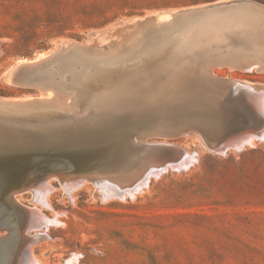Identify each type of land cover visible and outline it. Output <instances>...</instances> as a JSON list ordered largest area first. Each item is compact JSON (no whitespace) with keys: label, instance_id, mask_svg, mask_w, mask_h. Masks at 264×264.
Masks as SVG:
<instances>
[{"label":"rangeland","instance_id":"374dc122","mask_svg":"<svg viewBox=\"0 0 264 264\" xmlns=\"http://www.w3.org/2000/svg\"><path fill=\"white\" fill-rule=\"evenodd\" d=\"M217 1L0 0V97L29 100L31 96H47L51 89L54 90L50 82L67 84L71 81L70 72L83 67L93 69L99 59H115L114 56L122 53L126 55L125 61L144 59L145 51L158 48L169 35L177 38L178 34H186L181 27L198 19L187 17L173 23L170 16L163 13ZM256 1L264 3V0ZM150 17L157 23L147 25L146 19ZM137 21L140 24L143 21V25ZM124 29L130 33H125ZM143 30V36L138 37ZM129 34L133 35L129 37ZM260 44L262 54L259 56L264 59V39ZM74 45L81 47L59 53L61 57L51 63L35 66ZM40 58L43 60L34 62ZM240 59L235 61V67L232 63L229 64L231 67L228 64L215 66L213 72L252 86H264V70L256 69V66H253L255 69L242 68L253 58L243 56ZM24 62L32 63L31 67L22 68ZM39 80H45L49 87L41 88L42 84L35 83ZM260 93L256 95L260 96ZM57 94L64 93L58 90ZM230 94L233 97H230L229 107L223 104L225 111L219 110L218 118H212L210 129H215V123H218V130L203 134L198 130L171 136H146L147 142L185 148L196 154L187 156V165L182 161L185 166L182 163L176 167L175 164L174 167L168 163L157 164V173L154 171L147 176L149 180L145 178L144 185L141 183L139 188L128 190L129 194L127 191L117 196L110 193V183L129 184L125 178H120L122 184L117 180L119 176L109 178L110 182L102 185L91 179L80 181L76 188L62 174H53L44 179L41 197L37 194L39 190L33 191V184L25 186L27 190L21 189L19 193L18 187L12 185L13 181L0 184V209L3 211H0V217L9 220L0 219V239L3 241L0 264H28L22 259L27 245L21 243V239L22 242L26 239L18 241L22 236L26 238L27 232L28 237L31 234L33 240H38L31 246L36 261L31 264H65L66 260V264H264V103L261 102L264 92L261 99L255 98L257 101L254 96L249 97L251 104V99L243 93ZM252 103L260 110L256 111L259 117L250 106ZM227 115L229 119L224 118ZM219 129L225 130L222 133ZM246 137L248 141L241 140ZM198 139L203 149L198 147ZM210 140H221L219 150L214 149L211 142L206 143ZM49 147L62 150L55 144ZM56 158L47 161H53L55 166L63 165V161ZM150 165L153 163L147 162L142 173ZM37 176L35 171L30 175L32 179ZM32 218L42 223L31 221ZM71 253L75 254L67 259Z\"/></svg>","mask_w":264,"mask_h":264},{"label":"bare ground","instance_id":"6f19581e","mask_svg":"<svg viewBox=\"0 0 264 264\" xmlns=\"http://www.w3.org/2000/svg\"><path fill=\"white\" fill-rule=\"evenodd\" d=\"M231 2L232 0H219L215 3ZM207 5L188 7L181 9V12L178 10L163 14L170 16V20L176 23L180 19L193 18L191 15L194 9ZM259 6L264 7V5L260 4ZM198 19L200 20L181 27V31L186 32V34H178L177 38L169 35L168 40L161 46L145 51L144 59L125 61L126 55L124 53L114 56L115 59L113 57L99 59L100 62L97 60V64H94L93 69L83 67L78 71L70 72L71 81L67 84L50 82L53 83L54 90L51 89L47 96L38 95L34 98L31 96L30 98L32 99L29 100L0 97L1 186H3V183L13 181L12 185L16 188L18 187L17 191L19 193L21 189L22 191L27 190L24 189L25 186L33 184L35 186L33 191L39 190L37 193L39 195V193L43 192L44 179L53 177L51 176L53 174H62L63 178L72 187H76L80 181L83 183L89 179L102 185V183H107L109 178L114 177L117 179L119 176L117 180L121 182V179L125 178L124 180L128 181L129 184L110 183V193L117 196V194L126 191L129 194L130 191L128 192V190L139 188L144 179H147V176L158 169L157 164L168 163L169 165L172 164L171 166L175 164L174 166L176 167L181 163L184 164L183 162L187 156H195L196 153L193 154L185 148L164 147L155 142H147L146 136H171L182 132L193 131L196 133L198 130H202V134L209 133L218 127V123H215L216 128L210 129L212 118L214 119L218 116L219 110L225 111V108L229 107L230 97H233L230 94L231 92H235L236 95L243 93L248 98H253L254 96V100L255 98L261 99L264 96L261 95L264 92V86H252L251 83L243 80L218 76L213 72L215 66L229 65L231 63L234 66L235 61L237 59L242 60L240 58L243 56H251L253 59H250L252 61L250 63L246 62L247 65L245 66H243L244 63H241L242 61H238L241 65L243 64L242 68L250 69L256 66V69L264 70V59L259 56V53L262 54L261 39L258 37L261 32V29H258L259 23L251 21L246 13L236 12L233 9L223 13L205 15ZM146 20L144 19L143 21H146L147 25L156 22L151 17ZM140 21L137 22L140 24ZM142 22L140 26L143 25ZM126 25L128 26V24ZM123 27L126 29V26L123 25ZM125 29L124 32H128ZM144 30L138 37L141 38L143 36ZM131 35L129 34L128 36L130 37ZM72 44L70 43V45ZM70 45L67 47H70ZM67 47L63 50L60 48L59 50L61 51L57 50L59 51L57 55L54 57L49 56L50 58L44 59L45 61L41 59L42 57L37 59L34 62L39 60H43V62L39 61L40 63L35 66L51 63L56 58L61 57L58 55L59 53L69 52L81 46L74 45L69 50ZM238 56L240 57L237 58ZM247 60L249 59L247 58ZM31 62L34 63L33 61ZM31 64L26 62L22 68L31 67ZM20 65L21 63L18 66ZM35 66L33 65L32 67ZM229 66L231 67V65ZM35 83L42 84V86L39 85L41 88L44 85L49 87L45 80H39ZM249 85L252 87L250 88ZM36 87L38 86L36 85ZM56 90L64 94L58 95ZM258 93L262 97L258 96ZM235 94L234 96L236 97ZM252 98H249V100L251 99L250 104ZM254 100L253 102L255 103L257 100ZM258 101L260 100L258 99ZM261 102L264 103V101ZM223 104L227 106L222 108ZM233 106L235 107V104ZM250 106H253V103ZM232 109L234 110L235 108ZM256 109L255 114L257 113L256 111H260ZM220 112L219 114H221ZM238 113L241 114V112ZM232 115L237 116L239 114H230V116ZM256 115L258 116V114ZM230 116H225L224 118L229 119ZM222 120L225 119L222 118ZM218 121L220 122V120ZM238 125L240 126V124ZM224 130L222 129V131ZM253 130L255 131V129ZM200 132L199 134L201 135ZM256 133H259V131ZM203 139H205L204 135ZM241 140L244 142L248 141V137ZM198 141V147L203 149L202 142L199 139ZM208 142L210 143L211 140L206 141V143ZM220 142L221 140L211 142L214 149L217 150L219 148ZM254 142H256L255 139ZM51 144L61 147L62 150L56 147H49ZM47 145L48 147H45ZM225 151L227 152V150ZM53 157L61 159L63 165L60 163L61 166H55L52 164L53 161H51L52 163L47 161ZM147 162L153 163V165H150L142 173ZM185 162L187 165L188 161ZM55 163L57 164V161ZM34 171L38 176L32 179L30 175ZM14 174H16L15 178L12 177ZM46 182L49 181L46 180ZM121 183L123 184V182ZM98 192L96 193L100 194ZM36 198L38 200V197ZM1 209L0 211H2ZM20 214L23 216V213ZM1 217L6 218L4 216ZM7 221L9 222V220ZM31 221L42 223V221L34 218ZM8 222L7 224H9ZM12 222L14 223L15 221ZM28 233L25 235L26 238L24 236L19 238V233L18 241L21 238L26 239L24 242L21 239V243L27 245L26 251L22 252V259L31 264L30 262H36L31 253V246L35 240H38H33L34 237L32 239L31 234L28 237ZM34 234L33 236L37 235ZM15 238L17 237L15 236ZM35 238L41 239L37 236ZM7 239L9 240V238ZM2 243L3 241L0 239L1 247ZM22 248L25 249L24 247ZM10 250L13 249L10 248ZM73 254L75 253H71L67 259H71ZM72 261L74 262L76 259Z\"/></svg>","mask_w":264,"mask_h":264},{"label":"water","instance_id":"95a60500","mask_svg":"<svg viewBox=\"0 0 264 264\" xmlns=\"http://www.w3.org/2000/svg\"><path fill=\"white\" fill-rule=\"evenodd\" d=\"M208 5L202 8H196L192 11V15L194 18H200L205 15L216 14L218 11H228L230 9L235 10L236 12H244L249 17H253L250 19L251 21H256L260 24L261 32L259 34V39L261 41L264 39V7L259 6L256 2H250L248 0H232L231 3H214L209 2ZM181 12V10H180ZM255 18V19H254ZM200 20V19H196Z\"/></svg>","mask_w":264,"mask_h":264},{"label":"crops","instance_id":"0c3cea01","mask_svg":"<svg viewBox=\"0 0 264 264\" xmlns=\"http://www.w3.org/2000/svg\"><path fill=\"white\" fill-rule=\"evenodd\" d=\"M251 1L256 2V3L260 4V5H264V3H261V2L256 1V0H251Z\"/></svg>","mask_w":264,"mask_h":264}]
</instances>
